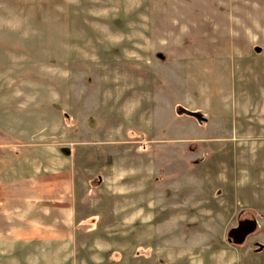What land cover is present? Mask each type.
<instances>
[{
	"label": "rangeland",
	"instance_id": "374dc122",
	"mask_svg": "<svg viewBox=\"0 0 264 264\" xmlns=\"http://www.w3.org/2000/svg\"><path fill=\"white\" fill-rule=\"evenodd\" d=\"M0 126L57 177L0 264H264V0H0Z\"/></svg>",
	"mask_w": 264,
	"mask_h": 264
},
{
	"label": "crops",
	"instance_id": "0c3cea01",
	"mask_svg": "<svg viewBox=\"0 0 264 264\" xmlns=\"http://www.w3.org/2000/svg\"><path fill=\"white\" fill-rule=\"evenodd\" d=\"M6 137L4 126H0V214L10 211L22 218L31 204L50 199L47 191L57 177L56 172H50V152L24 142L18 132L11 135L12 139ZM41 152L46 157L43 164ZM63 172L65 185L72 186V172Z\"/></svg>",
	"mask_w": 264,
	"mask_h": 264
}]
</instances>
